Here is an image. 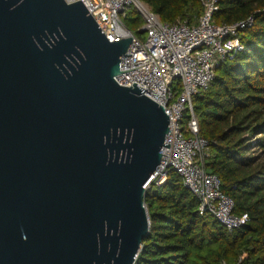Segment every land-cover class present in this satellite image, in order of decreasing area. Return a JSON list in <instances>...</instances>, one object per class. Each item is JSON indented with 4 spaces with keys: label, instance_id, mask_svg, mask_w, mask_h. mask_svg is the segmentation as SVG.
<instances>
[{
    "label": "water",
    "instance_id": "95a60500",
    "mask_svg": "<svg viewBox=\"0 0 264 264\" xmlns=\"http://www.w3.org/2000/svg\"><path fill=\"white\" fill-rule=\"evenodd\" d=\"M132 40L81 1L0 0V264L136 263L170 118L115 81Z\"/></svg>",
    "mask_w": 264,
    "mask_h": 264
},
{
    "label": "trees",
    "instance_id": "16d2710c",
    "mask_svg": "<svg viewBox=\"0 0 264 264\" xmlns=\"http://www.w3.org/2000/svg\"><path fill=\"white\" fill-rule=\"evenodd\" d=\"M142 1L163 22L195 25L206 0ZM218 6L216 24L251 18L253 24L238 32L244 51L217 68L193 106L200 136L211 143L205 167L219 176L234 213L248 214L250 222L230 233L211 214L200 215L198 202L170 170L162 185L147 189L151 227L135 264H264V0H219ZM129 18L127 12V28Z\"/></svg>",
    "mask_w": 264,
    "mask_h": 264
},
{
    "label": "built area",
    "instance_id": "2783aa9c",
    "mask_svg": "<svg viewBox=\"0 0 264 264\" xmlns=\"http://www.w3.org/2000/svg\"><path fill=\"white\" fill-rule=\"evenodd\" d=\"M65 1L83 2L109 42L133 38L127 51L132 56L121 57L120 74L115 81L121 87L137 84L145 89L143 95L163 107L170 118L165 141L170 148L162 149L161 164L146 189L157 179L162 185L172 170L198 202L200 215L211 214L230 233L246 226L249 215L234 213V200L222 191L219 176L205 167L211 143L200 136L193 99L210 89L222 63L244 51L238 32L252 26L253 19L233 25L216 24L214 14L219 10V0L205 1L204 13L195 25L163 22L142 0ZM130 9L143 19L141 30L145 31L146 40L124 24ZM187 115L190 121L184 128ZM234 264H242V260Z\"/></svg>",
    "mask_w": 264,
    "mask_h": 264
},
{
    "label": "rangeland",
    "instance_id": "374dc122",
    "mask_svg": "<svg viewBox=\"0 0 264 264\" xmlns=\"http://www.w3.org/2000/svg\"><path fill=\"white\" fill-rule=\"evenodd\" d=\"M128 12H129V15H130V18H129V21H128V25H129L128 28L138 38H140L141 40H146L147 39V35L145 33L144 34L140 33L141 26H142V23H143V19L141 18V16L139 15V13L135 9H130V10H128ZM134 19H138V21L135 22ZM175 93H176V95H178L180 93V88L179 87L175 88ZM188 116L189 115H187V118H185L184 121H183V123H182V126L184 128H187L188 127V124H189V121H190V118ZM153 182H156V184H158V182H160V179H157V180H155Z\"/></svg>",
    "mask_w": 264,
    "mask_h": 264
}]
</instances>
